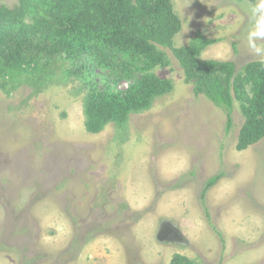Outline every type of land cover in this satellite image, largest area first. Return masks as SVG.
Here are the masks:
<instances>
[{
  "label": "rangeland",
  "instance_id": "374dc122",
  "mask_svg": "<svg viewBox=\"0 0 264 264\" xmlns=\"http://www.w3.org/2000/svg\"><path fill=\"white\" fill-rule=\"evenodd\" d=\"M172 2L182 22L175 48L201 33L217 41L202 60L234 62L239 73L264 63L247 39L258 0ZM255 44L264 48V37ZM163 51L170 64L155 74L173 90L121 132L87 131L86 83L69 77L67 62L40 84L0 88V264H170L176 254L191 264H264V139L237 150L239 104L196 96ZM92 77L106 93L131 84L110 69Z\"/></svg>",
  "mask_w": 264,
  "mask_h": 264
},
{
  "label": "trees",
  "instance_id": "16d2710c",
  "mask_svg": "<svg viewBox=\"0 0 264 264\" xmlns=\"http://www.w3.org/2000/svg\"><path fill=\"white\" fill-rule=\"evenodd\" d=\"M181 29L172 0H20L14 8L1 6L0 88L10 92L21 83L40 84L58 61L67 62L69 77L86 83L87 131L98 134L113 124L121 132L132 114L173 90L172 81L155 74L170 64L167 49L196 96L208 92L214 103L229 109L239 104L244 123L237 150L258 144L264 139V63H249L239 73L234 62L202 60L203 51L217 41L198 33L188 47L175 48ZM98 68L113 70L130 86L104 92L92 83ZM219 179H210L205 190ZM170 264L191 262L176 254Z\"/></svg>",
  "mask_w": 264,
  "mask_h": 264
},
{
  "label": "clouds",
  "instance_id": "9594fccd",
  "mask_svg": "<svg viewBox=\"0 0 264 264\" xmlns=\"http://www.w3.org/2000/svg\"><path fill=\"white\" fill-rule=\"evenodd\" d=\"M253 14L257 17L255 30L248 34V47L257 55L264 56V48L257 47L255 38L264 37V0H258L253 8Z\"/></svg>",
  "mask_w": 264,
  "mask_h": 264
}]
</instances>
